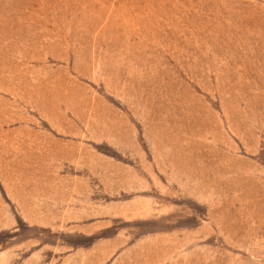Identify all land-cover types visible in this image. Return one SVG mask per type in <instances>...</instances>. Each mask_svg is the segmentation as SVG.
<instances>
[{
    "label": "rangeland",
    "instance_id": "374dc122",
    "mask_svg": "<svg viewBox=\"0 0 264 264\" xmlns=\"http://www.w3.org/2000/svg\"><path fill=\"white\" fill-rule=\"evenodd\" d=\"M0 264H264V0H0Z\"/></svg>",
    "mask_w": 264,
    "mask_h": 264
}]
</instances>
